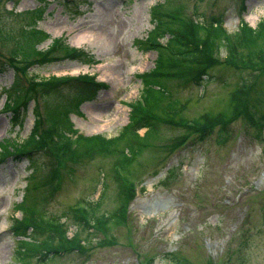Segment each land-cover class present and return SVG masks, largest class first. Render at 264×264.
Returning a JSON list of instances; mask_svg holds the SVG:
<instances>
[{
	"label": "rangeland",
	"instance_id": "rangeland-1",
	"mask_svg": "<svg viewBox=\"0 0 264 264\" xmlns=\"http://www.w3.org/2000/svg\"><path fill=\"white\" fill-rule=\"evenodd\" d=\"M46 1L38 27L49 38L38 46L45 48L63 35L69 45L87 50L97 63L62 60L33 66L26 74L12 69L0 73V143L8 149L30 134L35 105L42 116L49 100L37 89L36 98L23 110V125H13V112L5 105L17 74L24 87L33 75L94 74L104 85L92 100L80 105L79 114H71L74 132L110 138L128 124L130 104L144 92L139 74L155 65L156 51L144 49L138 41L152 29L151 5L164 0ZM179 1L194 20L206 22L214 15L228 32L235 31L241 19L252 26L264 19V0H245L244 6L241 0ZM42 4L43 0H0V27L16 32L21 26V20L7 9L21 12ZM82 33L91 39L75 44ZM10 45L0 42L6 57ZM228 55L227 48L220 47L217 62L206 75L199 74L203 79L198 75L170 83L166 96L177 101L178 108L163 109L167 101H162L155 109L160 123L153 139L157 145L137 156L128 172L118 171L133 180L135 198L125 186L127 194H123L122 181L108 172L120 154L117 159L79 153L72 141L59 143L46 132L28 147L36 150L18 159L6 156L0 163V264H19L18 241L23 238L12 234V224L23 218L19 204H37L45 218L65 221L62 226H67L69 236L77 231L81 239H88L84 250L69 248L47 256L28 251V264H145L150 260L152 264H264V67L244 69L225 62ZM73 93L65 84L58 97L66 99ZM136 109L138 113L139 104ZM189 120L207 121V127L191 130L186 125ZM145 130L141 127L138 132ZM222 135L226 140L220 142ZM119 197L126 200V216L119 222H104L109 238L105 242L96 230L89 228L92 233L86 235L83 230L88 226L69 212L70 206L88 199L95 200L91 204L95 216L109 214L120 206ZM50 232L39 231V239Z\"/></svg>",
	"mask_w": 264,
	"mask_h": 264
},
{
	"label": "trees",
	"instance_id": "trees-1",
	"mask_svg": "<svg viewBox=\"0 0 264 264\" xmlns=\"http://www.w3.org/2000/svg\"><path fill=\"white\" fill-rule=\"evenodd\" d=\"M184 4L179 0H164L152 6L150 8L152 29L148 32L145 39L138 41L139 45L144 47V49H154L157 53L154 67L147 72L139 74L144 88L143 95L146 110L138 109V113H136V105L133 104L134 114L132 110L130 121L116 136L110 138H101L97 135L79 136L75 148L76 152L85 151L89 154H100L102 157L111 158H117V154H120L121 158L117 159H119L118 161L123 167L132 165L135 157L142 154L144 150L154 148L157 145L153 139L158 134L160 123L157 121V116L154 115V112L159 109L161 102L167 101L165 107L172 111L178 108V106H174L177 101L168 99V96H166L171 86L170 83L173 81L183 82L205 73L207 69L217 62V54L222 46L226 47L229 52L228 57L224 60L225 62H230L231 64L235 62L236 66L244 69H263L264 19L260 20L255 27L250 26L246 21H241L237 30L229 33L216 21L215 16H210L207 19V24L197 20L194 21L190 15L185 13ZM47 5L48 2L43 1L42 5L32 9L18 13L9 12L16 19L21 20V26L16 32L0 27V42L8 41L11 43L7 57L0 52L1 74H4L10 68L26 74L31 65H45L65 59L78 60L87 64L96 63L90 53L82 48L69 45L60 37L53 38L46 48L38 46L49 37L45 31L38 28V22L44 17ZM161 39H165V41L162 42ZM18 75L13 77L9 87L11 92L7 93L8 102L5 105L8 110L13 112V125L16 124L20 127L23 125V110L26 109L31 99L36 98L38 90L41 91L42 89V94L44 97H48L49 100L46 102L42 116L38 106L35 105L34 124L27 138L21 142H15V145L10 147V149L6 148L5 144L0 143V163L8 155L17 159L28 153V147L37 143L40 139L39 137H42L46 132L50 133L51 136L53 135L56 141H60L59 143L67 144L70 133L74 132L70 117L71 113L78 112L80 104L93 96L99 84L87 74L76 77H56L51 75L47 79L46 77L33 75L30 84L24 87L21 85ZM65 84L70 86L74 93L63 99L58 96L62 92V86ZM236 94L237 91L232 93L233 101L237 100ZM235 106L237 108L239 105ZM21 111L23 113L19 116ZM168 119L172 120V117L168 115ZM193 121L197 126L196 128L187 126L191 130L199 132L198 129L201 127L202 130L206 129L207 121ZM139 127H145L146 131L143 134H139L137 131ZM225 140L226 136L223 135L219 139L220 142ZM93 149L95 152H92ZM111 174L114 178L116 177L114 171ZM116 179L120 182L119 178ZM122 183L120 182V185L124 194V186L125 188L127 186ZM129 189L130 193L128 195L132 198L133 193L131 188ZM23 201L26 203L27 193H25ZM125 203L126 200L119 197L120 206L115 207V211L110 212L108 216L105 214H101L99 217L98 215L95 216V223L104 227V222L107 220H111L112 223L114 221L119 222L120 218L126 216ZM97 204L99 203L97 202ZM19 205L18 208L22 210L23 218L19 223H13V232L17 236L31 238L30 240L23 238V240L18 241L16 259L19 264L29 263L25 257L28 251L31 253L34 250L43 249L45 250L44 252L50 249L57 251L58 248H66L67 244H73V240L64 237L63 228L59 225L44 222L39 218L37 204ZM115 212H118V214ZM83 214V211L81 214L75 212L73 216H77V218L79 216L81 222L84 223L85 216ZM100 217L104 220L100 219ZM46 226L52 233L46 234L41 241L35 240L39 231L48 232V229L44 228ZM55 234H59V237Z\"/></svg>",
	"mask_w": 264,
	"mask_h": 264
},
{
	"label": "bare ground",
	"instance_id": "bare-ground-1",
	"mask_svg": "<svg viewBox=\"0 0 264 264\" xmlns=\"http://www.w3.org/2000/svg\"><path fill=\"white\" fill-rule=\"evenodd\" d=\"M91 39V35L90 34H80L78 35L75 39L74 42L75 44H79L80 42H87Z\"/></svg>",
	"mask_w": 264,
	"mask_h": 264
}]
</instances>
